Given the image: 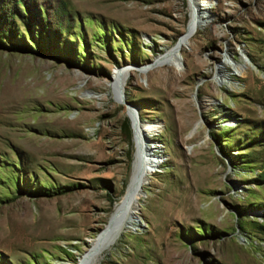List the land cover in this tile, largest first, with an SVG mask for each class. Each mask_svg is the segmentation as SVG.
Wrapping results in <instances>:
<instances>
[{
    "label": "rangeland",
    "instance_id": "374dc122",
    "mask_svg": "<svg viewBox=\"0 0 264 264\" xmlns=\"http://www.w3.org/2000/svg\"><path fill=\"white\" fill-rule=\"evenodd\" d=\"M24 1L1 35L0 264H77L136 159L126 102L150 173L97 264H264V0H194L207 22L155 67L191 0Z\"/></svg>",
    "mask_w": 264,
    "mask_h": 264
},
{
    "label": "bare ground",
    "instance_id": "6f19581e",
    "mask_svg": "<svg viewBox=\"0 0 264 264\" xmlns=\"http://www.w3.org/2000/svg\"><path fill=\"white\" fill-rule=\"evenodd\" d=\"M194 2V0H191L192 10L183 33L179 36L173 46L165 48L154 58V64H152L154 67L155 65L158 66L162 64L177 66L180 54L182 53V48L186 46L197 30L207 22L204 21V19L207 20L206 15L195 14ZM198 5L201 4L198 3ZM206 8L207 7L204 9ZM235 66L237 69L240 68L236 64ZM151 68H153V66L146 65L145 67H140L139 71L147 73ZM128 73L129 69L126 67H120L114 71L111 86L118 100L121 97V91L124 89ZM130 112L133 114V126L137 146L136 159L132 165L130 178L123 195L114 203L113 209L108 216V221L96 237L89 240V248L79 257L77 264H97L101 255H103L106 250L110 249L123 233L129 230L130 225H136L137 220L135 214L138 212L139 201L144 198L143 185L146 181L144 180V176L148 175L150 171L147 170V168H149L148 158L145 157V153H142L144 147L141 134L142 129L137 123V118L135 113H133V110H130ZM155 147H157V145L152 146L149 144V149L155 152L153 155L158 151L155 150ZM157 156L159 157V155ZM155 162L159 161L155 160Z\"/></svg>",
    "mask_w": 264,
    "mask_h": 264
},
{
    "label": "trees",
    "instance_id": "16d2710c",
    "mask_svg": "<svg viewBox=\"0 0 264 264\" xmlns=\"http://www.w3.org/2000/svg\"><path fill=\"white\" fill-rule=\"evenodd\" d=\"M5 5V6H4ZM17 5L23 6L27 12L31 11L32 9L26 4L24 0H15L13 2L12 8H8L7 10L5 9L6 6H9V1L8 0H0V48L6 47L5 43L1 40V35L5 34L7 31H9V20H11L13 14H18V16L23 17V12L19 10ZM44 10L42 4H34V11L36 16L40 13V11ZM19 10V11H18ZM17 12V13H14ZM38 23L40 22V17L37 18L36 20ZM11 22V21H10Z\"/></svg>",
    "mask_w": 264,
    "mask_h": 264
},
{
    "label": "water",
    "instance_id": "95a60500",
    "mask_svg": "<svg viewBox=\"0 0 264 264\" xmlns=\"http://www.w3.org/2000/svg\"><path fill=\"white\" fill-rule=\"evenodd\" d=\"M126 108H127V110L130 109V108H132V109L135 111L136 115H137V109H136V107H135L134 105H132L131 103L126 102ZM129 114H130V113L128 112V116L130 117V119H131V121H132V118H131V116H130Z\"/></svg>",
    "mask_w": 264,
    "mask_h": 264
}]
</instances>
